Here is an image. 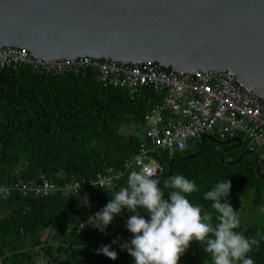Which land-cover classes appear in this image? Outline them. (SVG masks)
<instances>
[{
    "label": "trees",
    "instance_id": "trees-1",
    "mask_svg": "<svg viewBox=\"0 0 264 264\" xmlns=\"http://www.w3.org/2000/svg\"><path fill=\"white\" fill-rule=\"evenodd\" d=\"M146 100H129L117 88H102L93 75H36L30 69H0V183L19 180L38 183L41 177L62 186L92 181L108 170L120 172L138 151V135L147 111ZM129 127L128 134L122 133ZM213 137L191 145L172 160L161 156L160 187L172 175L196 183L198 191L190 202L213 215L211 201L203 194L222 181H231L229 200L239 211L245 237L264 235V179L256 175V162L246 144ZM234 163V164H229ZM264 177V167L259 165ZM125 173L113 188L90 187L78 195L57 193L47 198L12 195L0 199V258L3 264H134L120 244L130 242L126 222L134 213L127 209L106 229L94 216L121 187H127ZM87 203H83V197ZM260 200L262 214L242 220L247 201ZM146 215L144 210H139ZM145 219L149 217L145 216ZM121 238L117 240V238ZM117 240V243H113ZM102 245H111L117 259L97 254ZM255 264H264V239L249 253ZM42 259V262L40 260ZM179 264H212L197 242L180 258Z\"/></svg>",
    "mask_w": 264,
    "mask_h": 264
},
{
    "label": "water",
    "instance_id": "water-1",
    "mask_svg": "<svg viewBox=\"0 0 264 264\" xmlns=\"http://www.w3.org/2000/svg\"><path fill=\"white\" fill-rule=\"evenodd\" d=\"M2 48L45 62L103 59L227 72L264 99V0H0ZM206 140L212 138L200 144ZM243 155L254 157L264 179L257 156Z\"/></svg>",
    "mask_w": 264,
    "mask_h": 264
},
{
    "label": "built area",
    "instance_id": "built-area-1",
    "mask_svg": "<svg viewBox=\"0 0 264 264\" xmlns=\"http://www.w3.org/2000/svg\"><path fill=\"white\" fill-rule=\"evenodd\" d=\"M0 69H30L36 75L52 77L91 74L102 88L123 90L133 103L142 98L148 108L138 151L124 163L122 171L108 170L92 181L62 186L44 177L38 183H0L1 200L15 194L22 198H47L57 193L78 195L90 187L111 189L133 170L157 176L161 172V156L172 160L205 137L239 140L264 167V99L240 86L227 72L179 73L158 64L130 65L103 59L45 62L14 48L0 49Z\"/></svg>",
    "mask_w": 264,
    "mask_h": 264
},
{
    "label": "clouds",
    "instance_id": "clouds-1",
    "mask_svg": "<svg viewBox=\"0 0 264 264\" xmlns=\"http://www.w3.org/2000/svg\"><path fill=\"white\" fill-rule=\"evenodd\" d=\"M154 176L155 173L142 170L131 171L127 187H121L94 216L103 225L100 231L107 235V227L122 210L134 213L126 222L133 238L120 244L134 259V264H179L194 241L211 256L212 264H255L249 253L259 246L264 235L258 232L256 237L248 238L237 231L241 222L239 211H234L229 200L231 181L222 180L203 194V199L211 201V208L218 213L214 223L210 212L188 198L199 190L194 181L172 175L164 184V188L172 189L167 192L169 199L166 200L165 191ZM87 199L83 197V203ZM141 209L146 215H141ZM97 254L113 261L117 259L111 245H102Z\"/></svg>",
    "mask_w": 264,
    "mask_h": 264
},
{
    "label": "rangeland",
    "instance_id": "rangeland-1",
    "mask_svg": "<svg viewBox=\"0 0 264 264\" xmlns=\"http://www.w3.org/2000/svg\"><path fill=\"white\" fill-rule=\"evenodd\" d=\"M131 131V129L129 127H123L122 128V133L123 134H128ZM138 135L143 136L144 135V129L140 128V130L137 133ZM263 203L260 200H256V199H251L249 201H247V203L245 204V208L242 212V220H247V219H257L262 213V209H263ZM40 262H42V259L40 260Z\"/></svg>",
    "mask_w": 264,
    "mask_h": 264
},
{
    "label": "flooded vegetation",
    "instance_id": "flooded-vegetation-1",
    "mask_svg": "<svg viewBox=\"0 0 264 264\" xmlns=\"http://www.w3.org/2000/svg\"><path fill=\"white\" fill-rule=\"evenodd\" d=\"M228 144H230V143H228ZM227 145V144H226Z\"/></svg>",
    "mask_w": 264,
    "mask_h": 264
}]
</instances>
